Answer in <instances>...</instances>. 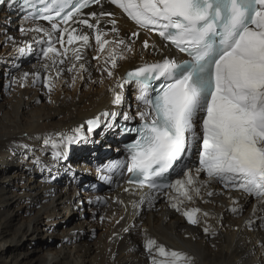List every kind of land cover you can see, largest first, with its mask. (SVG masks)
Listing matches in <instances>:
<instances>
[{"label": "bare ground", "instance_id": "1", "mask_svg": "<svg viewBox=\"0 0 264 264\" xmlns=\"http://www.w3.org/2000/svg\"><path fill=\"white\" fill-rule=\"evenodd\" d=\"M107 9L114 14L119 38L126 43L132 32L139 31L138 37L131 38L135 40L132 45L134 51L123 52L126 58L118 59L113 77L109 78L103 71L110 51H121L113 43L116 34L111 32L112 25L107 23L110 19L100 18V27L108 33L104 39H111L103 52L99 51V46L95 43L94 30L84 25H74L71 21L69 26L89 34V46L81 49L83 43L75 44L74 41L68 44L67 34H64L65 42L61 45L57 42L60 33H52L54 46L61 52L67 48L68 54L66 58L56 57L57 61L64 59L65 63H57L49 70L54 83L51 93L43 85L46 73L42 68L44 63L51 62L38 58V61L23 66L17 76L22 72L39 71L41 82L33 85L30 76L27 86L20 87L16 84L7 102L0 106V262L151 264V257L144 247L146 237H150L167 251L175 250L193 257L194 264H264V202L243 191L226 189L220 182L210 180L204 172L197 176V157L193 161L196 165L191 163L189 167L193 168V176L198 181L195 186L200 187V192H190L193 197L191 201L181 197L175 189H170L163 194L157 193L151 206L145 202L140 208L133 207V203L138 202L147 191H125V188L134 186L128 185L126 179L121 177L126 153L116 137L119 132L116 129H106L103 122L100 127L89 132L87 121L105 111L121 114L128 111L134 114L137 93L135 97L131 95V91H134L131 85L123 90L122 106H114L111 102L112 92L109 89L115 86L117 78L144 63L160 60L161 54L169 57L178 54L170 46L165 49L166 44L155 33L138 29L122 9L109 2ZM19 12L15 6L8 5L0 12V29L3 28L0 37V71H4L7 66L6 73L21 60L18 58L17 48L24 46V42L31 43L34 52L40 51V45L32 39L35 34L22 35L20 31L16 32L17 28L19 30L21 27L32 26L20 19ZM86 18L90 23L95 22L91 17ZM40 25L51 28L50 24ZM39 36H43V33ZM8 37L14 38L15 46ZM144 40L150 45L148 49L142 46ZM152 45L158 49L157 52L153 51ZM8 49L12 51L8 52ZM73 49L80 50V61L72 59ZM2 54L12 56L3 59ZM5 59H8L9 65H5ZM72 63L77 66L84 63L87 71H81L79 75H76L75 70L67 71ZM56 68L64 69L60 77L55 75ZM9 81L7 78V82ZM120 118L117 116L116 121ZM103 119L101 117L102 121ZM81 125L82 135L86 139L67 147V159H54V149L45 146L44 140L56 133L71 132ZM98 136L102 137L108 149L109 144L115 147L116 157L106 158V164L105 160L101 161V154L106 148L97 143ZM78 148L89 150L86 154L90 157L79 160V154L75 157ZM12 165L14 167L10 173L2 171L3 167ZM92 171L97 173L94 177L96 179L86 182ZM105 178H109L111 182ZM177 179H183L182 174L175 178ZM105 181L112 186L110 193L105 195L96 192L97 186ZM209 191L213 195H207ZM97 197L102 200L98 202ZM173 197L184 200L179 212L171 206L175 202ZM93 204L97 207L91 209ZM191 208L201 210L198 213L199 223L195 225L183 215L185 209ZM87 212L98 214L99 220L94 221V224L92 219L86 218ZM204 212L209 215L205 217ZM71 214L80 216L79 223L58 234L61 239L59 245L23 251L19 249L26 241L57 234L55 225L65 221ZM249 221L252 223L249 224ZM95 227L101 229L97 242L84 241L86 231L96 234ZM205 227H209L208 233L204 232ZM8 249H11L8 256H3ZM32 252L39 253V258H31ZM157 259L170 261L171 258L157 256Z\"/></svg>", "mask_w": 264, "mask_h": 264}, {"label": "snow or ice", "instance_id": "2", "mask_svg": "<svg viewBox=\"0 0 264 264\" xmlns=\"http://www.w3.org/2000/svg\"><path fill=\"white\" fill-rule=\"evenodd\" d=\"M106 2L122 9L138 29L157 33L167 42L165 49L174 46L188 57L178 62L174 57L161 54L160 60L144 63L118 77L115 86L109 89L111 102L114 106H122L123 90L131 85L137 93L134 114L105 111L87 121L89 132L103 122L106 129L119 128L121 135H134L132 142L125 146L128 157L123 162L126 172L131 174L127 184L134 187L125 188V191H148L133 203V207L140 208L145 202L151 206L156 194L164 189H175L188 201L193 198L190 192L199 194L193 168L183 163L194 148L199 162V167L195 168L197 176L204 172L210 180L214 179L226 188L242 190L264 202V0ZM5 3L6 0H0V5ZM17 4L21 11L27 12L26 21L32 25L21 27L20 33L35 34L32 39L40 45L38 58L51 62L42 65L46 73L43 85L49 93L54 87L49 70L57 63H65L64 59L57 61L56 57L66 58L68 54L67 48L61 52L54 46L53 32L60 33L57 42L61 45L65 42L64 34H67L68 44L82 41L84 46H89V34L69 26L72 21L74 25L94 30L100 52L109 43L104 39L108 33L100 27V18L113 17L114 14L103 10L99 13L83 12L92 5L103 9L101 0H10L8 7ZM85 15L95 22L90 23ZM39 21H47L51 28L41 26ZM107 23L112 25L111 32L116 34L113 43L121 48L120 53L112 49L105 59L103 71L111 78L118 59L126 58L123 52L134 51L135 40L131 38L138 37L139 31L132 32L126 43L119 38L117 20L112 18ZM40 33L43 36H39ZM8 40L15 46L13 37ZM142 46L144 49L150 47L147 40ZM152 48L154 52L158 51L155 45ZM32 51L31 43L24 42V46L17 48L18 58L26 57ZM72 59H82L79 49L72 50ZM66 70H75L79 75L87 68L84 63L78 66L72 63ZM63 71L56 68V77H60ZM30 76L33 85L41 82V73L36 71L22 72L18 78L13 77L11 83L25 87ZM117 116L126 123L116 124ZM137 119L139 123L129 126ZM82 129L83 125L68 133H56L47 137L44 145L54 149V159H67V147L86 139ZM177 165L183 169V179L170 181L169 174ZM105 179L111 182L109 178ZM207 195L213 193L209 191ZM172 199L175 202L171 206L181 211L180 204L184 200ZM96 200L100 202L102 198ZM200 212L199 208L185 209L183 215L195 225L199 223ZM203 215L207 217L209 214L204 212ZM203 230L208 233L209 227ZM144 247L151 257V264H194L193 257L175 250L167 251L153 238L146 237ZM157 256L171 259L158 260Z\"/></svg>", "mask_w": 264, "mask_h": 264}, {"label": "rangeland", "instance_id": "3", "mask_svg": "<svg viewBox=\"0 0 264 264\" xmlns=\"http://www.w3.org/2000/svg\"><path fill=\"white\" fill-rule=\"evenodd\" d=\"M2 29H0V37L2 35ZM17 31H19L18 28L16 29V32ZM10 51H12V50L11 49H8V52H10ZM38 54H39V52L37 53L36 51L35 52L33 51L30 55H27L26 57L21 58L20 61H17L16 62V65L18 64L19 67L17 68L16 65L14 66V68L11 67V71L9 73H6L7 66L4 67V71H0V106L2 104H4V103L7 102L8 97L13 93L14 88L16 87V84L11 83L13 77L18 78L17 75H18V73H20V71L22 70L23 66H25L27 64L29 65V64L33 63L34 61H38ZM1 56H2L1 58H3V59L4 58H8L9 59L12 55L2 54ZM8 59H5L4 60L5 65H9L8 62H7ZM92 62L93 63H96L95 60L94 61L92 60ZM11 65H12V63H11ZM7 78H8V80H10L9 82H7ZM80 89H82V86L80 87ZM98 137L99 138H98V142L97 143L103 144L105 146V148H106L104 150V152H102V153H111V154H109L108 157H116L115 156V153L113 151H111L110 149H108L107 148V145H105V143H103L102 137H100V136H98ZM101 144H100V146H102ZM113 144H115V143H112V145ZM104 146L102 148H104ZM108 147L111 148V145L109 144ZM88 151L89 150H84V149L78 148L75 151V157H77L78 154H79L78 155L79 160L81 158H83V157H85V158L87 156L90 157V155H87L86 154ZM101 159L103 160V155L101 156ZM106 162H107V159L105 160L104 164H106ZM88 164H90V162ZM100 164H102V163H100ZM13 167H14V165H12L10 167L5 166V167L2 168V171L7 172V173H10L11 170L13 169ZM96 175H97V173L92 171L91 176L88 177V180L86 182L94 181L96 179V178H94ZM80 179L83 180L82 177ZM99 182H101V181H98V183ZM102 186H104L106 188V191L105 192L99 191L100 187H102ZM96 189H97L96 192H98V193L100 192V194H105L106 195V194L110 193V191L112 190V186H111L110 183H108L107 181H105V182H102L99 186H97ZM96 207H97V205H94L93 204V206L90 207V208L92 209V208H96ZM86 218L88 220H91L92 219V222L94 223V221H98L99 220V215L98 214L95 215V214H93L91 212H87ZM79 219H80V216L78 214H71L65 221L61 222L60 224H56L55 225V228L57 230L56 231L57 234L54 233V235H52V236H41L38 239H32V240L26 241L25 243H23V244H21L19 246V249L21 251H23V250H27V249L32 250L34 248H42V247H50V246L55 247V246H57V245H59V243L61 241V239H60V237H59L58 234H60L63 230H67L69 228H72V227L76 226L79 223ZM95 228H96V234L95 235H93V232L92 231H89V232L86 231L84 233V241L88 240L91 243H96L97 242V239L99 237V234L101 233V229L99 227H95ZM10 250L11 249L6 250L5 253L3 254V256H8ZM30 257L31 258H39V253L32 252L30 254ZM0 264H2V262H0Z\"/></svg>", "mask_w": 264, "mask_h": 264}]
</instances>
